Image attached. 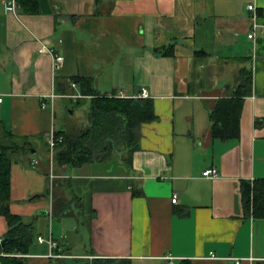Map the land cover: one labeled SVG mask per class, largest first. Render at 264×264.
<instances>
[{"label":"crops","instance_id":"1","mask_svg":"<svg viewBox=\"0 0 264 264\" xmlns=\"http://www.w3.org/2000/svg\"><path fill=\"white\" fill-rule=\"evenodd\" d=\"M249 4L264 23V0H0V128L35 148L11 153L9 201L34 242L0 264H264V218L244 200L264 181V32L248 37ZM94 92L155 116L136 149L59 173L48 137L68 129L65 100L89 112ZM230 102L238 134L222 138L214 112ZM8 231L0 211V241Z\"/></svg>","mask_w":264,"mask_h":264},{"label":"trees","instance_id":"2","mask_svg":"<svg viewBox=\"0 0 264 264\" xmlns=\"http://www.w3.org/2000/svg\"><path fill=\"white\" fill-rule=\"evenodd\" d=\"M73 81L80 83L84 91L86 81L78 78ZM245 82L250 83L249 74L246 75ZM91 98L87 125L76 127L71 132L67 129L57 132V135L63 136L62 141L55 147L57 153L55 160L59 166L103 161L115 153L136 149L139 146L143 122L155 116L151 103L137 98H119L100 92L92 93ZM238 112L237 102L218 105L213 117L215 134L222 138L235 137L238 134ZM0 146V211L7 215L9 220V231L5 240L0 241V251L28 254L35 238L34 224L21 222L12 215L9 201L11 153L29 150L17 144L15 138L3 128H0ZM244 200L248 210L251 208L255 216L264 218V181L256 182L254 185L244 184ZM64 204L63 200L61 203L57 202L58 207ZM58 211L56 208L55 212ZM6 264L26 262L23 258L12 257ZM86 264H114V261L95 259L92 263ZM119 264L126 263L122 260Z\"/></svg>","mask_w":264,"mask_h":264},{"label":"built area","instance_id":"3","mask_svg":"<svg viewBox=\"0 0 264 264\" xmlns=\"http://www.w3.org/2000/svg\"><path fill=\"white\" fill-rule=\"evenodd\" d=\"M248 10H250L252 12V26H251V29L248 33V37L250 39H256V36H257V32L259 30L263 31L264 32V23L260 21V16L257 14V7L255 4H249L248 5ZM43 50L44 51H47L51 54V56H53V68L54 70H60L62 68V66L64 65V62H65V58L63 55H60L58 54L53 48H48L46 46H43ZM72 86L73 87H76L77 86V83L72 81ZM148 94L146 91H143L141 94H139L138 97H147ZM71 97L77 99L80 97V95H71ZM3 102V97L0 95V104ZM45 103L43 104V107H45ZM57 132L56 130H53L49 137H48V143H49V146H50V149L52 151V153L54 152L55 150V147H56V144L60 141H62L63 139V136H59L57 135ZM36 163H38V161H36ZM219 174H218V170L216 168H210V169H207L203 172V176H206V177H217ZM178 199L176 196H174V198L172 199V202L173 203H177ZM211 258H215L214 255H212ZM237 263L239 264L241 262V259H237L236 260Z\"/></svg>","mask_w":264,"mask_h":264},{"label":"rangeland","instance_id":"4","mask_svg":"<svg viewBox=\"0 0 264 264\" xmlns=\"http://www.w3.org/2000/svg\"><path fill=\"white\" fill-rule=\"evenodd\" d=\"M89 105H90V102H87L86 105L83 106L82 108L79 107L80 109H78V108L74 109L72 107L71 102L68 100H65L64 107H66V108L62 111L61 115L59 116V121H58L59 125L61 126L63 118L65 116H67L66 123H67V127H68L67 130H69V132H71L72 129H74L76 127H83V126L87 125V123H88L87 112H88ZM67 107H68V109H67ZM73 109H74V113H72ZM52 154L54 155L53 158L55 159L56 155H57L56 151L53 152ZM56 166H57L58 172L60 173L61 169H59V167H62V166H59L58 163L55 161V167ZM61 180H63V179H61ZM63 185H64V182H63ZM65 186H66V183H65Z\"/></svg>","mask_w":264,"mask_h":264},{"label":"water","instance_id":"5","mask_svg":"<svg viewBox=\"0 0 264 264\" xmlns=\"http://www.w3.org/2000/svg\"><path fill=\"white\" fill-rule=\"evenodd\" d=\"M24 147H25L27 150L29 149L30 151L35 152V148L32 146V143L29 142V141H27V142L24 143Z\"/></svg>","mask_w":264,"mask_h":264}]
</instances>
